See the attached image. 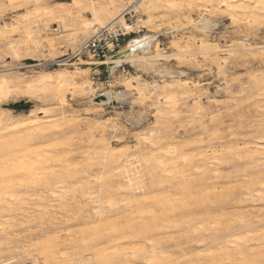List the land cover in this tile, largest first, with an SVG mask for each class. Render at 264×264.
Returning a JSON list of instances; mask_svg holds the SVG:
<instances>
[{"label": "rangeland", "instance_id": "obj_1", "mask_svg": "<svg viewBox=\"0 0 264 264\" xmlns=\"http://www.w3.org/2000/svg\"><path fill=\"white\" fill-rule=\"evenodd\" d=\"M108 1L0 0V78L13 75L29 81L43 71L57 70L73 73L76 84L84 86L65 89L63 109L67 118L44 123V136L32 128L4 133L0 139V174L10 171L16 176L5 196L14 198L10 202L19 207L1 219L7 218L9 223L0 229V264H34V260L38 264H107L104 261L109 262L114 249L104 252L105 239L94 241L92 237L99 220L111 211L127 213L125 220L131 224L136 221L137 228L133 227L136 229L129 237L142 240L144 235H151L153 251L146 245L145 256L135 264H158L160 250L172 259L207 257L209 241L186 242L182 249L172 245L189 238L192 227L197 233L209 227L204 233H210L223 224L230 227L228 234L237 240L235 244L245 239L242 243L256 246L258 234H264V229L240 228L238 222L242 217L255 219L258 211L264 212V193L259 198L254 194L246 197L242 181L250 171L245 166L243 147L259 140L264 144V87H255L249 81L252 74L264 73V11H260V4L255 8L254 1L241 0L246 11L229 12L215 1L213 5L197 4L199 7L179 1ZM42 9L50 10L51 16L42 17ZM119 13L124 16L116 20L132 30L126 29L123 45L146 32L155 37L151 53L159 57L146 58L157 60L152 66L144 65L143 54L137 52L132 58L135 65L122 62L111 70L110 65L97 63L107 57L98 59L79 50L94 31ZM203 14L217 20L213 30L202 33L186 27ZM19 19L32 33L31 41L21 27L23 23H17ZM15 43L27 47L13 55L8 46ZM162 66L173 71V76L159 74ZM174 79L187 81L186 87L172 90ZM24 83L0 88V106L4 113H10V122L57 106L55 100L26 90ZM108 89H127L129 95L101 107L90 102L92 96L98 102ZM135 117L139 122H127ZM103 145L110 150H126L125 164L141 176L134 178L137 174L113 170L97 153ZM174 147L178 155L166 156ZM29 155L40 161L34 164L32 159L27 160ZM53 155L42 162L43 157ZM151 167L154 172L148 174ZM187 193H194L193 197L185 196ZM181 195L186 204L172 207L181 223L165 232L143 229L142 223H159L163 200L180 199ZM206 209L213 211L207 214ZM211 214L215 222L208 224ZM80 235L86 240L75 241ZM99 252L110 257L104 260Z\"/></svg>", "mask_w": 264, "mask_h": 264}, {"label": "bare ground", "instance_id": "obj_2", "mask_svg": "<svg viewBox=\"0 0 264 264\" xmlns=\"http://www.w3.org/2000/svg\"><path fill=\"white\" fill-rule=\"evenodd\" d=\"M76 1V0H73ZM111 1V0H109ZM108 1V2H109ZM159 1V0H158ZM162 1V0H161ZM169 1H179V2H184L186 3V5L191 6V5H197V4H211L213 5V2L215 1L217 4H220V6L224 7V10H228L229 12L232 11H244L246 6H242L243 2H240L241 0H163V3ZM239 1L240 3L234 4L235 2ZM244 1H254V6L257 8L258 4H260V11H264V0H244ZM92 2V1H91ZM161 3V2H160ZM171 4V3H170ZM201 5V6H202ZM198 6V5H197ZM206 6V5H205ZM209 5H207L208 7ZM211 6V5H210ZM215 6V3H214ZM257 6V7H256ZM196 7V6H195ZM199 7V6H198ZM216 7V6H215ZM219 7V6H218ZM219 9V8H218ZM209 9H207L208 11ZM99 11V9L97 10ZM179 11V10H178ZM223 11V10H222ZM104 12V11H103ZM206 13V12H205ZM237 13V12H236ZM103 14V13H102ZM51 16V11L50 10H46V9H42V17H49ZM107 16V15H106ZM110 17V16H109ZM118 17H121V14H117V15H113L111 16L110 21L116 20ZM230 17V16H229ZM234 17V16H233ZM123 18V17H122ZM178 18V17H177ZM232 18V17H231ZM24 20V18H22ZM176 19V18H175ZM233 19V18H232ZM178 20V19H177ZM180 21V20H179ZM217 20H215L212 17H208V16H204V14L195 22H190V24H186L187 28L202 32V33H206L209 32L211 30H213L216 26H217ZM148 22V21H147ZM19 25L21 23H23V27L25 32H26V38L29 39V41H31L30 39H33L32 33L30 31H28L29 29H27V25H24V22L19 19L17 22ZM183 23V22H182ZM84 26H87V24H84ZM125 27L127 29H130L131 26H128L127 24H125ZM181 27V26H180ZM18 29V27H17ZM23 30V31H24ZM129 31H132L131 29ZM5 32V31H4ZM37 32V31H35ZM25 36V35H24ZM37 36V35H36ZM155 37L150 34V33H145L143 35H139L135 38H132L131 40H129L127 42V44H125L123 46V48L118 51L115 55L116 56H108L105 60H100L97 61V63L100 64H108L110 65V69L113 70L115 67H118L122 62H126V63H130L132 65H135L136 63L132 60V58L134 57V54L137 52H140L143 54V57L145 58L143 60V64L146 66H152L154 64V61L157 60H146V58L149 57H156L157 59V54H153L151 53V47L154 46L155 48ZM38 42V41H37ZM28 43V42H27ZM211 43V42H210ZM34 44V43H33ZM26 44H10L8 46V49L10 50V52L13 55H16L18 53V50L21 48H26L27 46H25ZM52 45V43L50 42V46ZM206 46V45H205ZM208 47V46H207ZM210 47V46H209ZM203 50H205L204 48H201ZM211 49V48H210ZM214 49V48H213ZM154 50V49H153ZM259 51V50H258ZM212 53V51H211ZM159 57V56H158ZM162 57V56H161ZM83 63L87 64L89 63L87 60H82ZM175 71V70H174ZM180 71V70H179ZM159 74L163 75V76H173V71H171L168 68H165L164 66H162L158 71ZM176 72V71H175ZM178 72V71H177ZM254 73V72H253ZM258 73V72H257ZM183 74V72H178V75ZM177 75V76H178ZM248 78V77H247ZM27 80V79H26ZM26 80H24V78L19 79V76H11V75H7L4 78H0V88L1 87H8V86H18L19 84L24 83ZM175 80V79H174ZM185 80V79H184ZM79 81V80H78ZM176 82L170 84L172 90L173 89H184L186 87V82L187 81H183V80H175ZM249 81L255 86V87H264V73L262 74H252L249 78ZM173 82V81H172ZM25 89L28 91H36L39 92L41 94V97L43 98H49L52 100L56 101V105L57 106H52V107H47V108H41L40 111V115H26L23 118H19L18 120H15L13 122L9 121L8 116L10 115V113H4L1 106H0V139L2 137V135L7 132H20L23 129H27L30 130L32 128L38 130L40 133V136H44V134L42 133L43 130V125L44 123H49V122H54L55 119H66L67 115L65 114V110L63 109V106L65 105V89H83L84 86H78V84H76L75 81V76L73 73L70 72H65V71H57V70H50V71H43L40 73V75L36 76L35 78L30 79L29 81H26L25 83ZM167 84V83H166ZM84 85V84H83ZM183 92V91H182ZM264 92V91H263ZM180 93V92H179ZM184 94V93H183ZM102 95L105 96L104 99L98 100V102H94V98H90V102L94 105L100 106L101 105H105L108 104L110 102L113 101H119V100H123L126 98L127 95H129V92L127 89L124 90H112V89H108L106 91H104L102 93ZM181 95V94H180ZM264 95V94H263ZM185 96V95H184ZM170 98V96H169ZM199 107V106H198ZM53 114V115H52ZM54 115H57V118H53ZM127 122L129 123H137L139 122V118H129L127 119ZM89 124V123H88ZM60 126V124H59ZM58 126V127H59ZM91 127V125H90ZM90 127H87L88 129H90ZM42 128V129H40ZM45 128V127H44ZM92 131V130H90ZM4 134V136H5ZM91 134V133H90ZM52 135V134H51ZM3 136V137H4ZM233 137V136H232ZM262 137H264V135H262ZM43 138V137H42ZM152 138V137H151ZM149 138L150 141H152V139ZM4 140V139H2ZM1 141V140H0ZM6 142V141H5ZM5 143H3L4 145ZM138 144V143H137ZM136 144V145H137ZM154 143H152L153 145ZM110 145V144H109ZM2 146V142H0V149ZM108 146V145H107ZM112 146V145H111ZM114 147V146H113ZM177 147V146H176ZM174 147V148H170L167 151V155H172L173 157H176L178 155V149ZM6 148V147H5ZM111 148V147H110ZM122 148V147H121ZM129 148V147H128ZM155 148V147H154ZM113 149V148H112ZM110 150L108 147H106V145L101 146L98 150L100 152V156L103 160H107V162L109 163V165H111L113 170L116 171H124L127 173V175H134V178H138L141 175L139 174L140 172L133 169V168H128L129 163L125 164V162L127 161V156H126V150L119 149V150ZM117 149V148H116ZM242 149V148H241ZM244 149V157L246 158L245 161V166L246 168L250 169L249 174L247 175L246 178H243L242 181L245 184V190H244V195H256L259 197H261L264 193V144L262 143L261 140L259 141H255L251 144L246 143L245 147H243ZM5 150V149H4ZM95 150V149H94ZM4 152V151H3ZM6 154V151L5 153ZM243 154V153H242ZM241 154V155H242ZM4 156V155H2ZM7 156V154H6ZM14 156V155H13ZM129 156V155H128ZM33 156H28V159H32ZM53 156H49V157H43V161L45 162L46 159H51L53 158ZM131 157V156H130ZM133 157V156H132ZM243 157V156H242ZM243 157V158H244ZM4 158V157H3ZM6 158V157H5ZM41 158V157H40ZM134 158V157H133ZM129 159V158H128ZM132 159V158H131ZM144 159V158H143ZM157 159V158H156ZM155 159V160H156ZM4 160V159H3ZM36 160H34V158L32 159L33 163L35 164V162H38ZM42 160V158H41ZM40 161V160H39ZM131 161V160H130ZM137 161V160H136ZM159 161V159H158ZM145 162V161H144ZM31 165H33L32 162H29ZM137 163V162H135ZM134 163V164H135ZM159 163L161 164L162 162L159 161ZM158 163V164H159ZM41 164V163H40ZM1 165V164H0ZM132 165V164H131ZM133 166V165H132ZM243 166V165H242ZM27 167V166H26ZM134 167V166H133ZM156 168V166H154ZM160 167V166H159ZM3 169V167L1 168ZM0 169V172L2 171ZM27 169V168H26ZM32 169V168H30ZM125 169V170H123ZM9 171V170H8ZM28 171V170H27ZM143 172V170L141 171ZM154 172V169L151 167L148 169V174H152ZM183 172V171H181ZM8 173L10 174H5L4 173L1 175L0 174V185L2 186V184H6V186L1 187L0 186V229L3 228L2 225L4 223L8 222V219L6 218V220H1L2 217H8L9 213H11V211L13 212L15 209H19V207L16 205V203L12 204V201L14 198L8 199L5 196V193L10 192L7 191V188L10 187L11 185H13V180L15 179V175L9 171ZM129 173V174H128ZM146 173V172H145ZM227 173V172H226ZM215 174V173H214ZM228 175V174H227ZM179 176L182 177V174L180 173ZM218 176V175H217ZM162 179V178H161ZM163 181V180H161ZM160 181V182H161ZM158 184V183H156ZM155 184V185H156ZM161 184V183H160ZM214 184V183H213ZM159 185V184H158ZM152 187V186H151ZM206 187V186H205ZM210 187V186H209ZM4 188L6 190H4ZM142 188V186H141ZM4 190V191H3ZM145 190V189H144ZM13 191V190H12ZM12 193V192H11ZM162 194V193H161ZM194 193H187L188 197H193ZM243 194V193H242ZM253 195V196H254ZM185 196H182L176 199H170V198H166L165 200H163L162 203H160L159 205V209L162 211V217L160 218L159 223H155L152 225L150 224H146V223H142L141 220L140 222L142 223V227L145 231H153V229H159L163 232H165V229L171 226H175L177 223H181L180 221L177 220L176 215L174 213V211H172V207L174 205H178L180 204L181 206L186 204V200H184L183 198ZM166 197V196H165ZM247 197V196H246ZM241 198V197H240ZM257 198V197H256ZM262 198H264L262 196ZM164 199V198H163ZM251 199V198H249ZM189 202V201H188ZM247 202V201H246ZM158 203V204H159ZM190 204V203H189ZM194 204V203H193ZM154 205V204H153ZM184 207V206H183ZM182 207V208H183ZM142 208H144L142 206ZM181 208V207H180ZM204 208V207H203ZM206 208V207H205ZM246 208V207H245ZM145 209V208H144ZM149 209V208H148ZM156 209V206L155 208ZM143 210V209H142ZM146 211H149L147 209H145ZM145 210L143 212H145ZM183 210V209H182ZM168 211V212H167ZM211 211L213 210H205V213L210 214ZM227 211V210H226ZM133 212V211H132ZM131 212V214H132ZM169 212L171 214H169ZM218 212V211H217ZM6 213V214H5ZM147 213V212H146ZM174 213V214H173ZM213 213V212H212ZM13 214V213H12ZM83 214V213H81ZM94 214V213H93ZM149 214V213H148ZM161 214V213H160ZM214 214V213H213ZM219 214V213H218ZM225 214V213H223ZM231 214V213H230ZM238 216V213H236ZM88 215V214H87ZM95 215V214H94ZM94 215L92 217H94ZM103 215V213H102ZM127 213L126 214H120V213H116V212H108L107 214L104 215V217L102 219H98L99 226H95L94 228L96 229L95 231H93L94 235L91 233V235H93V240L96 241L97 239H105L104 241H102L104 245V252H106L105 249H114L113 252V256L112 258L109 260V262L105 259H108L110 257V255L107 257L101 253L103 255L104 258V262H107V264H135V262L137 261V259H139L141 256H145L146 253V245H148L149 247L152 248L151 251H153V242H152V238L150 236L144 235V237L142 238V240H135L134 237H129V235L133 232L134 230L137 228L136 227V221H134L133 219V224L127 222L125 219L127 217ZM187 215V214H186ZM229 215V214H228ZM244 215V214H243ZM251 215V214H250ZM75 216V215H74ZM158 216V215H157ZM185 216V215H184ZM210 216V215H209ZM221 216V215H220ZM223 216V215H222ZM225 216V215H224ZM235 216V215H234ZM248 216V215H247ZM254 216V215H253ZM257 217L255 219H252L251 217L245 218L242 217L239 220V227L240 228H245V229H250L251 227H255L258 226L260 228L264 229V212H257ZM198 217V216H197ZM124 219L125 221H122L124 223L121 222V219ZM132 218V217H131ZM155 218V217H154ZM181 218V217H179ZM185 218V217H184ZM192 218V217H191ZM190 218V220L187 221V223L189 224L190 221H192ZM209 221L211 224L214 219L215 216H213L211 214V216L209 217ZM218 218V217H217ZM220 218V217H219ZM45 219V218H44ZM136 219V218H135ZM188 219V216H187ZM197 219V218H196ZM13 220V219H12ZM32 220V219H31ZM48 220V219H47ZM54 220V219H52ZM132 220V219H131ZM227 220V219H226ZM42 221V220H41ZM51 221V219H50ZM55 221V220H54ZM58 221V220H57ZM230 221V220H228ZM238 221V220H237ZM32 222V221H30ZM44 222V221H43ZM47 222V221H46ZM88 222V221H87ZM197 222V220H196ZM215 222V221H214ZM9 223V222H8ZM149 223V222H148ZM184 223V222H183ZM202 223V222H200ZM42 224V223H41ZM53 224V223H52ZM86 224V223H85ZM135 224V225H134ZM185 224V223H184ZM222 224V223H221ZM5 225V224H4ZM38 225H40V222L38 223ZM87 225V224H86ZM85 225V226H86ZM139 224H137L138 226ZM180 225V224H179ZM218 225V224H217ZM6 226V225H5ZM34 226V225H33ZM136 227L133 229V227ZM204 226V225H203ZM209 226V225H208ZM215 226V224H214ZM53 227V226H52ZM125 227L127 229H125ZM180 227V226H179ZM202 227V226H201ZM200 227V228H201ZM213 227V225L211 226ZM219 227V226H218ZM222 224V227L220 228H215L213 227V231H211L210 233H204L205 231L209 230L210 228H203L204 232H200V230L197 233V230L195 229V227H192L191 230H189L190 233V237L185 239L183 242H177V243H172L173 246H176L177 248H181L183 244H186V242H203V241H209L210 245V250H209V254L207 257L200 259L195 257V258H187V257H183L181 259L178 258H171V255H165V252H163L162 250H160V254H161V260L158 261V264H264V234H258L257 240L258 243L256 244V246H250L248 244L242 243V240L240 242V240H238L240 243H234L235 241L237 242V240H233L232 236L229 237L228 231L230 230V227H226ZM84 228V227H83ZM139 228V226H138ZM82 229V228H81ZM81 229H79L81 232ZM181 229V227L179 228ZM257 229V228H256ZM259 229V228H258ZM8 230V228H7ZM37 230V229H36ZM48 230V229H47ZM83 230V229H82ZM90 230V229H89ZM88 230V231H89ZM94 230V229H92ZM107 230V232H106ZM140 228L137 230L139 231ZM158 230V231H159ZM183 230V229H182ZM186 230V229H185ZM202 230V229H201ZM212 230V229H211ZM35 231V230H34ZM45 231V229H44ZM105 231V232H104ZM244 231V230H243ZM254 231V230H252ZM41 232V231H40ZM39 232V233H40ZM86 232V231H85ZM85 232L83 234H85ZM264 232V230H263ZM7 233V232H6ZM82 233V232H81ZM90 233L87 232V234L89 235ZM139 234V232H137ZM151 233V232H150ZM180 233V232H179ZM178 233V234H179ZM184 233V232H183ZM245 233V232H244ZM258 231L255 233L257 234ZM164 234V233H163ZM165 235V234H164ZM6 236V235H5ZM85 236V235H84ZM83 235H80L79 238H75L76 240H80V242L86 240L87 237H84ZM135 236V235H134ZM160 236V235H159ZM171 236V235H170ZM235 236V234H234ZM238 236V235H237ZM236 236V237H237ZM244 236V235H243ZM4 237V236H3ZM169 236H167L168 238ZM178 237V236H177ZM181 237V236H180ZM232 240H229L228 239ZM241 237V236H240ZM8 238V237H7ZM167 238L165 237V240H167ZM155 239V238H153ZM161 239L163 240V237H161ZM172 239V238H171ZM168 238V240H171ZM243 239V237H242ZM88 240H90V236L88 238ZM167 240V241H168ZM92 241V240H91ZM156 241V240H155ZM161 241V240H160ZM172 241V240H171ZM86 242V241H85ZM246 242V241H245ZM92 243V242H91ZM139 243V244H138ZM155 243V242H154ZM165 243V242H164ZM234 243V244H233ZM87 244V243H86ZM88 244H90V242H88ZM94 244V242H93ZM92 244V245H93ZM136 244L138 246H136ZM85 246V244H83ZM157 245V244H156ZM155 245V247H156ZM170 245V246H172ZM196 245V244H195ZM101 246V245H100ZM98 246V248L100 247ZM194 246V245H193ZM89 247V245H88ZM93 247V246H92ZM159 248V246H157ZM186 247V245L184 246ZM196 247V246H195ZM87 248V247H85ZM90 248V247H89ZM87 250H90V249ZM94 248V247H93ZM97 248V249H98ZM150 248V249H151ZM171 248V247H170ZM176 248V249H177ZM204 248V247H203ZM54 249V248H53ZM162 249V248H160ZM185 249V248H184ZM94 250V249H93ZM92 250V252H93ZM103 250L102 248L100 249V251ZM149 250V249H148ZM26 251V250H25ZM96 251V250H95ZM99 251V249L97 250ZM96 251V252H97ZM108 251V250H107ZM151 251L149 250V252L151 253ZM195 251V250H194ZM208 251V249L206 250ZM186 252V251H185ZM193 252V251H192ZM196 252V251H195ZM39 253V252H38ZM94 253V252H93ZM187 253V252H186ZM199 253V252H198ZM208 253V252H206ZM40 254V253H39ZM106 254V253H105ZM205 254V253H204ZM1 255V254H0ZM99 255V254H98ZM155 255V254H154ZM178 255V254H177ZM184 256V253L182 254ZM181 255V256H182ZM33 256V255H32ZM51 256L53 258H58L57 256H55L54 254H51ZM93 257V255H91ZM97 254H95V258H96ZM147 256V255H146ZM194 256V255H193ZM49 257V256H48ZM101 259H103L101 257V255L99 256ZM60 258L62 259L63 257L60 255ZM94 258V257H93ZM158 258V257H157ZM160 258V257H159ZM98 258H96L97 260ZM99 259V260H101ZM78 260V259H77ZM79 260H84L83 258H79ZM95 260V261H96ZM98 260V261H99ZM152 260V257H151ZM150 259L147 260L151 261ZM156 260V259H155ZM42 261V260H41ZM52 261V260H50ZM44 262V260H43ZM157 262V260H156ZM45 263V262H44ZM56 263V262H55ZM60 263V262H58ZM56 263V264H58ZM34 264H38V262L36 260H34ZM53 264V262H52ZM99 264V263H96ZM104 264V263H103ZM153 264V263H152Z\"/></svg>", "mask_w": 264, "mask_h": 264}, {"label": "built area", "instance_id": "obj_3", "mask_svg": "<svg viewBox=\"0 0 264 264\" xmlns=\"http://www.w3.org/2000/svg\"><path fill=\"white\" fill-rule=\"evenodd\" d=\"M126 29L118 20H113L94 31L79 50L98 59L106 58L122 49Z\"/></svg>", "mask_w": 264, "mask_h": 264}, {"label": "water", "instance_id": "obj_4", "mask_svg": "<svg viewBox=\"0 0 264 264\" xmlns=\"http://www.w3.org/2000/svg\"><path fill=\"white\" fill-rule=\"evenodd\" d=\"M123 46H124V45H123ZM122 48H123V47H122ZM98 98H99L98 100H100V99H104L105 96H104V95H100Z\"/></svg>", "mask_w": 264, "mask_h": 264}]
</instances>
